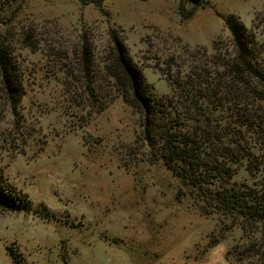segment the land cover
Masks as SVG:
<instances>
[{
    "label": "rangeland",
    "instance_id": "374dc122",
    "mask_svg": "<svg viewBox=\"0 0 264 264\" xmlns=\"http://www.w3.org/2000/svg\"><path fill=\"white\" fill-rule=\"evenodd\" d=\"M229 15L264 65V0H0V43L25 88L13 110L0 84V173L28 204L0 208V264H262L264 248L242 253L264 228L216 212L197 194L209 184L193 190L166 166L113 76L117 36L153 94L177 100L179 81L233 55ZM241 134L240 149L264 160L261 139ZM246 163L232 180L264 178V161L255 177Z\"/></svg>",
    "mask_w": 264,
    "mask_h": 264
},
{
    "label": "trees",
    "instance_id": "16d2710c",
    "mask_svg": "<svg viewBox=\"0 0 264 264\" xmlns=\"http://www.w3.org/2000/svg\"><path fill=\"white\" fill-rule=\"evenodd\" d=\"M187 1L195 7L204 2ZM192 13L181 11L184 18ZM225 24L231 33L233 55L215 59L217 71L208 69L194 74L195 80L186 81L184 77L179 81L177 100L172 97L162 100L153 94L142 71L132 62L117 36L112 38L118 68L113 76L126 87L123 95L127 102L141 112L144 136L149 144H159L166 166L193 190L201 188L203 183L209 184L197 194L208 195L209 204L216 212L238 215L247 225L264 228V178L257 177L253 185L232 180L234 165L246 160L245 169L255 177L264 161L259 154L240 149L242 129L256 135L257 140L261 139L260 145H264V107L259 106L264 102V65L260 63L254 35L233 15L225 18ZM0 74L6 100L15 110L25 92L23 78L11 48L1 43ZM184 102L197 109L196 115L189 116V112L185 115L181 109L186 106ZM216 111L220 114L214 115ZM187 119L196 121L192 131L184 129ZM225 128L234 134L227 138ZM208 148L213 151L206 152ZM23 201L0 173V208L19 210L28 205ZM263 245H249L242 256H263ZM262 259L264 264V256Z\"/></svg>",
    "mask_w": 264,
    "mask_h": 264
}]
</instances>
